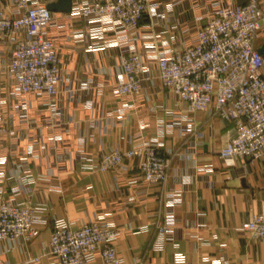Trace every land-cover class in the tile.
<instances>
[{
  "label": "crops",
  "instance_id": "1",
  "mask_svg": "<svg viewBox=\"0 0 264 264\" xmlns=\"http://www.w3.org/2000/svg\"><path fill=\"white\" fill-rule=\"evenodd\" d=\"M157 1L154 16L160 22L154 35L171 47L183 38L169 30L173 16L181 26L190 25L219 5V0H180L171 16L169 1ZM148 24L142 21L134 42L128 32H108L105 50L90 48L100 37L88 35L77 44L70 24L63 26L69 31L57 36L60 93L51 107L34 98L14 100V89L0 75V116L8 128L0 145V199L30 202L46 217L32 243L0 242V264H19L45 252L54 218L80 226L100 216L120 230L116 248L124 264H264V243L238 230L264 214V159L225 166L219 151L235 135L234 124L214 122L201 112L189 121L175 96L151 79L154 63L143 73L139 96L122 99L116 93L123 53L137 49L147 61L155 59ZM257 46H264V23ZM140 142L158 144L171 159L163 192L138 180L137 161L105 172L90 168L113 148ZM23 161L25 170L19 167ZM170 216L172 234L164 249L156 250L158 226Z\"/></svg>",
  "mask_w": 264,
  "mask_h": 264
},
{
  "label": "built area",
  "instance_id": "2",
  "mask_svg": "<svg viewBox=\"0 0 264 264\" xmlns=\"http://www.w3.org/2000/svg\"><path fill=\"white\" fill-rule=\"evenodd\" d=\"M168 1V12L173 16V6L180 0ZM52 2L57 0H0V75L14 89V100L26 103L34 98L51 107L59 96L62 56L57 36L69 31L63 26L70 24L77 44L88 35L100 37L90 48L105 50L108 32H128L129 41L134 42L146 19L154 38L155 59L147 61L137 49L120 56L122 77L115 84L119 98L139 96L143 73L154 63L151 79L175 96L189 121L201 112L208 113L214 122L234 124L235 135L219 151L226 167L264 159V55L257 46L264 23V0H247L243 5L237 0H219L218 7L190 25L181 26L173 16L169 30L183 36L175 47L159 44L154 35L160 22L154 16L156 0H72L68 13L50 11L48 4ZM62 20L65 25L60 24ZM76 23L85 26L73 27ZM7 130L6 120L0 116V145ZM127 160L137 161L142 184L163 192L171 159L156 143L140 142L126 150L113 148L90 168L118 170ZM25 166V161L19 163L21 170ZM29 181L25 179L24 184ZM43 211L30 202L1 198L0 242L32 243L39 236L38 225L46 219ZM172 221L170 216L164 224L157 222L156 250H163L169 240ZM238 230L264 243V214L244 221ZM120 233L105 216L80 226L57 217L45 252L19 264H46L45 258L47 264H124L116 248Z\"/></svg>",
  "mask_w": 264,
  "mask_h": 264
},
{
  "label": "water",
  "instance_id": "3",
  "mask_svg": "<svg viewBox=\"0 0 264 264\" xmlns=\"http://www.w3.org/2000/svg\"><path fill=\"white\" fill-rule=\"evenodd\" d=\"M247 0H237L239 5H243ZM72 0H57V2H52L48 4V9L52 12H62L68 13L71 10ZM261 54H264V46L259 49Z\"/></svg>",
  "mask_w": 264,
  "mask_h": 264
}]
</instances>
